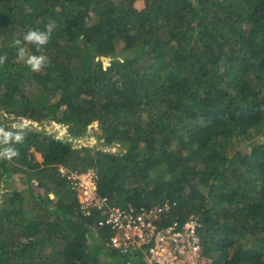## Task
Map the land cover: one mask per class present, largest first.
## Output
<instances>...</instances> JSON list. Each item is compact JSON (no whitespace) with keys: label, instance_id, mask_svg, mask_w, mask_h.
Segmentation results:
<instances>
[{"label":"trees","instance_id":"obj_1","mask_svg":"<svg viewBox=\"0 0 264 264\" xmlns=\"http://www.w3.org/2000/svg\"><path fill=\"white\" fill-rule=\"evenodd\" d=\"M50 20L34 73L13 42ZM5 54L0 127L25 138L0 159V264L141 262L108 244L107 212L84 214L60 167L94 171L113 207L174 202L163 222L196 216L219 264H264V0H0ZM94 122L119 150L73 147Z\"/></svg>","mask_w":264,"mask_h":264},{"label":"built area","instance_id":"obj_2","mask_svg":"<svg viewBox=\"0 0 264 264\" xmlns=\"http://www.w3.org/2000/svg\"><path fill=\"white\" fill-rule=\"evenodd\" d=\"M71 187L79 192V201L84 214L95 207L107 212L96 224L109 225L116 232L110 235L109 245L121 252L139 253L140 263L125 264H212L203 253L200 237L201 223L194 215L174 218L164 223L165 214L174 205L168 200L160 205L137 208L131 204L120 208L110 206L105 197L96 194V174L89 169L83 173L59 169Z\"/></svg>","mask_w":264,"mask_h":264},{"label":"clouds","instance_id":"obj_3","mask_svg":"<svg viewBox=\"0 0 264 264\" xmlns=\"http://www.w3.org/2000/svg\"><path fill=\"white\" fill-rule=\"evenodd\" d=\"M55 21H49L44 25L43 30L29 29L25 32L22 39H17L13 42L16 48L17 59L23 61L31 72L38 73L47 68L50 64L48 58L43 54V48L49 43L51 36L55 30ZM25 45H32L35 47V53H29ZM7 59L6 54L0 55V66L4 65ZM14 128L21 129V125H14ZM25 134L22 130L10 131L0 127V159L11 160L19 153L13 147L14 143H22Z\"/></svg>","mask_w":264,"mask_h":264},{"label":"rangeland","instance_id":"obj_4","mask_svg":"<svg viewBox=\"0 0 264 264\" xmlns=\"http://www.w3.org/2000/svg\"><path fill=\"white\" fill-rule=\"evenodd\" d=\"M109 64V58H103V65L105 67H107ZM23 122H26L28 125H33L36 126V128L38 129H44L45 131H48L49 133L53 134L56 137H61V136H66L67 135V129L66 126H63L61 124L58 123H54V122H45L43 123V127H40V124L37 126L36 124H32L29 121L23 120ZM96 129V123L94 122L93 124H90L88 126V130H87V134L85 137L82 138H77L73 141V147H81V146H99L98 142H97V138H96V134H95V130ZM101 149L103 150H108V151H116L119 150L118 147L116 146H112V147H104V146H99ZM36 158L38 160H40V155L36 154ZM15 187V189H24L26 184L23 183V181L18 180L17 183L13 184ZM204 253V250H203ZM205 254V253H204ZM210 257V259H212L213 264H219L218 260L216 258V254L211 253L208 255Z\"/></svg>","mask_w":264,"mask_h":264}]
</instances>
